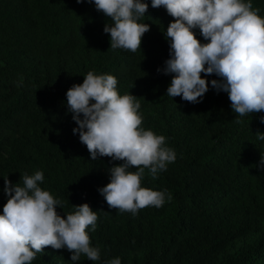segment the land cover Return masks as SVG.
<instances>
[{
  "label": "trees",
  "instance_id": "obj_1",
  "mask_svg": "<svg viewBox=\"0 0 264 264\" xmlns=\"http://www.w3.org/2000/svg\"><path fill=\"white\" fill-rule=\"evenodd\" d=\"M142 2L149 7L139 23L150 30L132 52L111 49L103 29L112 21L87 0H0V215L8 199L4 179L22 186L25 173L42 171L40 187L61 202L62 217L85 203L97 212L96 230L86 231L100 259L82 254L72 262L67 249L47 247L31 264H106L117 257L121 264H264V141L255 135L264 133V112H233L228 94L211 85L220 80L215 74L202 73L208 91L198 103L167 96L172 75L162 69L173 18ZM251 3L264 17V0ZM89 71L116 77L121 96L137 97L142 127L165 136L175 151L157 179L147 169L142 179V187L166 190L162 207L133 215L110 209L100 195L108 170L123 161L91 160L73 133L78 126L66 93Z\"/></svg>",
  "mask_w": 264,
  "mask_h": 264
},
{
  "label": "clouds",
  "instance_id": "obj_2",
  "mask_svg": "<svg viewBox=\"0 0 264 264\" xmlns=\"http://www.w3.org/2000/svg\"><path fill=\"white\" fill-rule=\"evenodd\" d=\"M87 2L111 19L103 29L110 34L111 49L135 52L141 48L142 37L150 30L147 23H139L148 10L147 3ZM151 7H164L173 18L165 37L170 40V59L162 69L165 75H172L167 96L198 103L208 91L202 73L215 74L220 80H212L211 85L228 94L233 112L241 117L264 112V17L251 0H151ZM195 29L207 43L196 38ZM117 84L113 75L89 71L82 84L67 91V108L78 126L73 133L79 134L91 160L110 157L123 161L108 170L110 182L98 190L100 195L110 209L136 215L145 207L159 208L165 203L166 190L142 187V179L146 169L157 179L158 173L175 161L176 153L166 146L165 136L142 127L137 97L121 96ZM255 135L264 141V133ZM260 165L264 170V155ZM133 168L136 170H130ZM21 180L22 186L4 179L8 199L0 215V264H31L47 247L67 249L72 262L79 261L82 254L89 261H98L100 249L91 245L86 231L89 226L96 230L97 212L85 203L73 206L75 211L64 218L56 211L61 202L40 187L42 171L25 173ZM167 199L171 200V194ZM106 264H121V259L113 258Z\"/></svg>",
  "mask_w": 264,
  "mask_h": 264
}]
</instances>
